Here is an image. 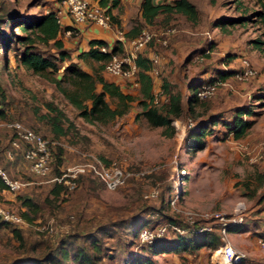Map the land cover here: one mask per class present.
<instances>
[{
  "label": "rangeland",
  "instance_id": "1",
  "mask_svg": "<svg viewBox=\"0 0 264 264\" xmlns=\"http://www.w3.org/2000/svg\"><path fill=\"white\" fill-rule=\"evenodd\" d=\"M192 1L200 9L197 22L192 23L177 14L163 25L143 23L140 27H147L157 33L166 27L175 28L174 32L168 34L166 43L151 41L144 50L146 55L154 52L160 56L158 72L151 74L152 89L157 85L163 87L164 79L182 89L183 110L172 122V134L165 133L162 125L150 124L144 116L139 83L134 85L127 79H119L123 89L134 96L126 110L106 122L88 121L77 113V108L54 83L24 67L14 57L19 44L13 34L11 41L0 48V86L5 95L1 105L5 108V116L0 117V120H19L52 140L51 148L56 144L61 145L63 167L75 165L95 155L107 162L115 161L131 173L125 183L115 189H108L98 180L80 175L73 190L67 194L54 195L50 191L51 174L32 175L20 151L12 158L6 156L9 132L2 126L0 168L13 177L25 180L26 184L16 192L5 191L0 199L18 212L26 208L22 203L26 195L33 197L38 205L35 211L30 210L34 216L32 219L16 225L21 237L13 231L12 223L0 227V264H14L29 255L42 256L62 236L76 229L83 232L96 231L98 228V235L107 247V252L101 254L103 261L107 264H122L127 250L136 254L140 248L139 236H133L132 231H129L132 225L128 223L134 215L147 218L145 223L148 225L157 221L165 222L170 216L184 225L188 222L187 210L207 211L212 215L201 223L212 229L216 223L220 225L213 213L234 217L241 215L243 224L249 225L235 230L236 245L248 241L245 231H250L251 235L264 234V228L262 231L255 229L257 220L264 224V218L252 217L257 213L264 214L261 211L264 153L256 160L250 159L254 150L264 143V106L260 105V98L256 99V94L264 91V49L259 50L251 42L252 38L261 36L263 27L254 17L234 24L215 25L218 17L241 14L235 0ZM243 1L248 12L256 8L252 0ZM56 2L60 3L57 8H64L62 0H0V6L3 4L7 10L13 8L22 14L32 15L56 6ZM119 7V13L128 10V17L121 25L118 13L113 14L108 28L116 31L120 26L127 28L130 24L140 22L136 6L125 3ZM1 12L3 9H0ZM4 27L8 32L24 33L19 26L12 25L10 29L5 24ZM207 46L209 51L205 52ZM243 56L248 57L255 67L254 77L239 81L229 75L223 79L227 83L219 84L213 95L200 99L191 108L187 107L185 99L189 80L205 79L208 72L214 71L215 65L235 69L239 67ZM65 64L66 60L59 62L58 75ZM92 64L98 66L100 61ZM105 75L111 78L109 74ZM44 99L56 102L75 127L69 128L66 134L59 137L53 136L40 115L45 110ZM107 99L111 105L116 102L114 97L107 96ZM163 102L165 98L161 97L158 103ZM243 105L253 108L251 115H242L246 119L252 118V122L241 136L236 137L231 125L222 121L231 122L236 108ZM219 115L221 118H217ZM212 116L214 120L210 119ZM200 119H205L212 129L205 136V145L193 151L188 146V140ZM152 189L157 190L155 195H149ZM171 198H176V207H172ZM149 217L151 219L148 220ZM48 222L53 224V231L39 228ZM104 224L108 227L100 231L99 226ZM172 233L170 230L166 239L174 237ZM232 233L230 230L227 235ZM215 248L210 250L203 246L192 252L163 251L152 256L154 264H218Z\"/></svg>",
  "mask_w": 264,
  "mask_h": 264
},
{
  "label": "trees",
  "instance_id": "2",
  "mask_svg": "<svg viewBox=\"0 0 264 264\" xmlns=\"http://www.w3.org/2000/svg\"><path fill=\"white\" fill-rule=\"evenodd\" d=\"M235 1L237 2V6L241 9V14L237 16L218 17L215 21V25L219 24L224 26L226 23L234 24L254 17L255 21L260 23L263 29L261 31V36L252 38L251 42L259 50L264 49V0H252L256 8L251 9L250 12H248V7L243 4V0ZM98 2L104 6L107 11L111 12V8L117 6L120 3V0H98ZM0 7V9H3V12H1L2 14L0 13V48H4V46L9 43L8 41H11L13 34V38L19 44V46H16L19 49L14 53V57L24 67L31 69L33 72L42 75L54 83L69 102L77 108V113L85 120L106 122L115 116L122 114L126 110L129 101L134 99L133 94L123 89L120 81L121 79H109L101 71L104 62L108 59L110 54L122 48L119 40H116L112 45H108L107 41L103 38L89 39L88 48L81 49L77 53V57L83 60H98L100 61V64L92 70H88L71 58V48L64 45V40L61 35L65 29H72L73 27L69 24L64 26L63 23L57 21L55 15L56 9L48 7L46 10L37 14L28 15L25 13L22 14L13 8L7 10L4 8L3 4ZM177 14L183 15L186 20L195 23L199 20L200 10L192 0H140V17H138L140 22L131 24L124 33L126 36H134L138 34L143 23L160 26L171 21ZM111 17L113 18L112 13ZM5 24L8 25L10 29H12V25L19 26L24 33L15 34L12 30L8 32L5 30ZM71 29L70 32L72 31ZM5 34L8 35L5 36ZM101 46H106L107 48L103 50ZM44 49L47 51L44 52ZM64 60H66V64L64 65L62 72L58 75L59 62ZM135 63L137 65L136 78L139 81V89L142 93L140 101L142 103V112L144 116L150 124L162 125L165 127V133L172 134L174 132V125L172 122L181 115L183 110L184 102L182 89L174 84H170L167 79H164L162 82V88L167 94V100L163 103H154L152 101L153 78L149 72L151 66L150 59L148 55L139 53L135 58ZM233 71L234 69L230 67L226 69L214 68L212 74L205 79L197 78L196 80H189V82H187L188 93L186 94L185 99L187 107H193V104L202 99L198 97L197 90L201 87L203 82L212 80L216 74H218L221 79H224L231 75ZM129 81L131 82V80ZM107 96L116 98L114 105L110 104ZM259 98L260 105L264 106V91L256 94V99ZM4 99V90L0 86V117L5 116V108L4 106H1ZM43 105L45 110L40 112V115L41 118L47 122L53 136L59 137L66 134L69 128L75 127L73 121L65 111L52 99H44ZM252 110L253 108L248 105L237 107L233 120L231 122L223 120L222 122L229 126L231 125V129L234 131V136H241L252 122V118L246 119L243 118L242 115L244 113L251 115ZM218 117L221 118L220 115L217 116V118ZM211 118L213 119V116L210 117V119ZM211 129L212 128L209 127L205 119L198 120L193 127V130L190 133L191 136L188 140V146L190 149L195 151L202 148L205 145V136L211 133ZM6 130L9 132L8 146L6 149L11 147L13 152V155L9 157L5 149L6 156L12 158L16 152L20 151L23 157V148L20 146L14 147L10 144V138L13 136V131L10 129ZM62 151L63 148L61 145L56 144L55 146H52L50 170L45 176L59 174L62 171V168L65 167L62 166ZM104 161L107 162L106 160ZM30 173L34 176H38L31 171ZM80 175L94 178L104 186V183L100 179L88 172L80 173L78 175L76 185L78 184ZM50 181L52 184L50 191L54 195H58L59 193L67 194L76 187L75 185V187L70 189L67 184L61 181L55 179H50ZM24 186L14 191L7 192H16ZM5 187L6 184L0 176V197L6 191ZM261 199V211L263 212L264 197ZM22 203L26 208L20 213L26 219H32L34 216L30 214V210L35 211L38 203L33 197L27 195L23 197ZM158 210L160 211L159 208ZM146 219L147 218H140L137 215L132 217V220L128 224L132 225V228L129 231H132L133 236H139L140 229L145 224H148L145 223ZM149 219L151 218L149 217L148 220ZM177 220L178 219L175 217L170 216L165 222H178ZM201 221L202 219L196 218L193 222V226L188 222L185 223L184 226L186 229L184 232L169 229L160 234H155L150 241H141L139 252L134 254L131 250H127L122 264H154L155 260L152 254L156 252H192L203 246H207L212 250L222 243L219 227L216 223V226H214L213 229H198L203 225ZM11 223L12 222L3 220L0 217V227L8 226ZM158 223L161 222H153L150 225L154 226ZM243 223L244 221L233 223L228 226V230L235 231L240 229L243 227ZM16 225L17 224L12 225V229L16 235L21 237L20 229L18 227L19 225ZM99 227L101 231L103 228L108 227V225L104 224ZM170 230L173 231L172 234L174 237L166 239L165 236ZM98 234L99 228L96 231L88 230L83 232H81L80 229H76L73 233L62 236L44 255H29L25 258L18 259L14 264H107L103 261L101 256L104 251L107 252V247ZM259 236H264V234L260 233ZM78 238L81 240H78ZM126 261L129 262L127 263Z\"/></svg>",
  "mask_w": 264,
  "mask_h": 264
},
{
  "label": "built area",
  "instance_id": "3",
  "mask_svg": "<svg viewBox=\"0 0 264 264\" xmlns=\"http://www.w3.org/2000/svg\"><path fill=\"white\" fill-rule=\"evenodd\" d=\"M64 3V9L59 7L56 9L57 21L62 23V13L65 12L69 15L73 22H96L99 25L109 27L111 23V12L107 11L98 0H62ZM66 32H70L67 28ZM175 31L174 27H166L159 31L148 30L147 27L140 29L138 34L134 36H126L122 29L117 30V40L121 44V49L114 51L110 54L108 59L104 62L103 69L119 78L129 79L132 84L137 85L139 83L137 77V65L135 58L139 53L144 54V50L147 48L148 43L151 41H158L160 43H166L168 41V34ZM105 50L106 46H101ZM209 51V47L205 48V52ZM150 59V74H156L158 72V64L160 63V56L157 53H150L148 55ZM224 69L227 68L224 65ZM256 69L253 66L250 59L246 56L241 57L239 67L235 68L230 75L233 79L239 81H245L254 77ZM226 84L227 81L221 79L218 74L210 81H207L201 85L197 90L199 98H206L213 95L216 92L219 84ZM229 84V83H228ZM230 87H233L229 84ZM164 97L167 100V94L164 92L161 85H157L152 89V101L158 103L160 98ZM4 126L7 129L13 131V136L10 138V144L14 147L23 148V157L27 163L28 169L38 176H45L50 170V160L52 155L51 145L52 140L46 138L41 132L35 128L26 126L21 121L12 120H0V128ZM6 153L9 157L13 155L11 147L6 149ZM264 153V143L254 150L250 159L256 160ZM88 172L98 179H100L104 186L108 189H115L125 183L126 179L131 174L128 170L117 164L115 161L105 162L102 158L95 155L88 156L84 161H81L75 165H67L62 168L59 174H54L50 179H55L67 184L68 188H73L76 185V179L80 173ZM0 176L3 182L6 184V191H14L21 188L26 184L25 180H21L17 177H11L7 172L0 168ZM156 189H152L149 195H155ZM170 203L172 207H176V198H171ZM264 212V201H263ZM186 216L188 217V223L193 226V222L196 218L202 220L208 219L212 214L207 211H192L187 210ZM213 215L220 221L219 230L222 243L219 244L215 250L218 251V257L216 259L218 264H240L247 255L245 250L236 248L228 238V226L233 223L242 222L241 215L227 216L223 213L216 212ZM0 217L3 220H7L14 224L20 225L26 223L27 219L18 211L10 208L7 204L3 203L0 199ZM39 228L53 231L54 226L51 223H43ZM211 229L209 225L203 224L198 229ZM169 229H173L178 232H184L186 227L177 222H161L157 225L151 226L145 224L139 231L140 241H150L155 234H160ZM258 244L264 250V236H259L257 239Z\"/></svg>",
  "mask_w": 264,
  "mask_h": 264
},
{
  "label": "crops",
  "instance_id": "4",
  "mask_svg": "<svg viewBox=\"0 0 264 264\" xmlns=\"http://www.w3.org/2000/svg\"><path fill=\"white\" fill-rule=\"evenodd\" d=\"M158 1V0H155ZM57 5L53 6L51 8L56 9L60 3L56 2ZM125 3H127V5L129 6H136V15L137 17H140L139 15V3L140 0H120V3L111 8V13L112 14H116L118 13V16L121 18V25L125 22L124 19H126L128 17V10L126 9L123 13H119V6L120 5H124ZM61 7V6H60ZM198 7V6H197ZM199 8V7H198ZM64 9V8H63ZM200 10V9H199ZM62 23L64 26L66 25H72V31L71 32H66L65 30L62 33V38L64 40V45L71 48L70 54H71V58L75 61H77L78 63H80L82 65L83 68L88 69V70H92L94 66L92 63L94 61H98V60H94V59H88V60H83L77 57V53L81 50V49H87L89 46V39L91 38H103L104 40L107 41L108 45H112L116 40H117V30L118 29H122L123 31L127 30L130 26H128L127 28L123 27L121 28L118 27L116 31H113L112 28H108L102 25L97 24L96 22H73L69 15L65 12L62 13ZM131 25V24H130ZM99 62V61H98ZM215 68H219L218 66L215 65ZM103 70V71H102ZM102 73L105 74H109L107 73L104 69H101ZM207 73V72H206ZM210 74H212V72H208L207 76L208 77ZM111 76V78L109 76V79H113V80H117L118 78L115 76H112L111 74H109ZM252 217L255 218H264L263 215H260V213L254 214ZM248 221V220H247ZM246 221V222H247ZM258 224L256 225L255 229L256 231H262L264 224H262L261 220H257ZM249 225V224H247ZM246 224L243 225V227H247ZM233 233L231 235H228V238L230 240V242L236 247L239 248L241 250H245L247 255L245 256V258H243L242 262L240 264H264V250L260 247L259 244H256V241L259 237L258 235H251L249 229L247 231H245V235L248 236V241L243 243V244H235V231L231 230ZM255 232V230H254ZM244 233V232H243ZM228 234V233H227ZM258 243V242H257Z\"/></svg>",
  "mask_w": 264,
  "mask_h": 264
},
{
  "label": "bare ground",
  "instance_id": "5",
  "mask_svg": "<svg viewBox=\"0 0 264 264\" xmlns=\"http://www.w3.org/2000/svg\"><path fill=\"white\" fill-rule=\"evenodd\" d=\"M216 254H217V257H218V251H215L214 255H216ZM217 257H216V259H217Z\"/></svg>",
  "mask_w": 264,
  "mask_h": 264
}]
</instances>
